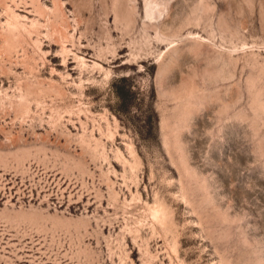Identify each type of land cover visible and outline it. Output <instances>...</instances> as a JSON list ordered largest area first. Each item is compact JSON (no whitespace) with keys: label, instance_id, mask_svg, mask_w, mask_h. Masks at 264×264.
Segmentation results:
<instances>
[{"label":"rangeland","instance_id":"rangeland-1","mask_svg":"<svg viewBox=\"0 0 264 264\" xmlns=\"http://www.w3.org/2000/svg\"><path fill=\"white\" fill-rule=\"evenodd\" d=\"M0 264H264V0H0Z\"/></svg>","mask_w":264,"mask_h":264}]
</instances>
